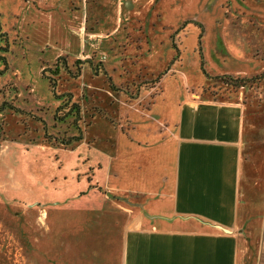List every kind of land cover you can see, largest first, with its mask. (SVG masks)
<instances>
[{
  "label": "crops",
  "instance_id": "crops-1",
  "mask_svg": "<svg viewBox=\"0 0 264 264\" xmlns=\"http://www.w3.org/2000/svg\"><path fill=\"white\" fill-rule=\"evenodd\" d=\"M27 1V12L21 14L23 17L17 15L18 21L28 23L31 15L34 22H46L52 36L61 39V47L52 46L56 47L55 54L45 56L47 59L43 56L46 64L56 61L60 55H65L63 53H80L82 56L78 57L86 59L88 55L83 56L82 46L77 53L67 49L81 43L82 31L87 28L96 37L105 35L107 44L112 40L110 46L128 34L136 37L140 31L131 30L135 25L131 23L144 26L151 8L153 16L162 8L160 19L167 26L174 27L187 20L206 24L217 19L226 21L219 7L223 0H212L208 20H196L191 9L206 0H181L180 3L159 0L155 7L156 0H148L147 4L145 0ZM163 2L166 7L160 8ZM132 6L133 16L128 15ZM231 6L239 22L258 20L264 24V0H233ZM142 11L141 20L138 17ZM25 33L30 36L27 29ZM218 37L222 42L223 38ZM218 37L212 33V46ZM72 39L77 43L70 44ZM242 49L227 42L221 52L214 50V55L222 64L229 61L223 51L229 53L234 66L209 69L207 52L200 40L198 51L189 50L191 60H174L168 73L163 75V78L167 74L174 77L175 93L166 91L163 78H154L155 84L148 93H155L157 88L160 91L148 106L128 108L143 99L137 98L128 105L124 103L128 94L119 91L123 100L121 106L131 111L122 110V115L118 116L109 110V120L113 113L116 117L112 118L118 121L108 120L112 125L109 124L107 130L120 129L117 139L122 149L121 153L117 151L122 185L117 187L107 182L111 204L118 209L107 212L106 222L99 219L100 223L92 224L97 230L120 232L119 238H106L96 248L90 246L81 256L77 253L76 262L264 264V123L259 122L262 112H258L255 102L248 97L250 92L247 94L245 90L239 89L224 98L187 90V86H192V73L197 68L206 74L204 80L236 74L241 78L264 69V58L257 57L261 46L249 42ZM159 53L160 48L156 47L154 54ZM196 54L200 55L201 64L195 62ZM184 55L182 52L181 58ZM174 58L172 56V60ZM179 65L185 66L181 70L184 74L177 71ZM107 69L104 68L106 74ZM95 82L97 87L87 89L95 93V105L102 107L98 104L101 97L94 88H104L103 91L111 95L113 90L108 89V85L99 87L100 81L93 84ZM32 85L33 97L39 104L47 108L60 104L61 99L54 93L55 98L47 101L49 90L39 95L37 87ZM111 102L116 103L113 99ZM102 109L108 112L106 107ZM103 246L105 251L97 250Z\"/></svg>",
  "mask_w": 264,
  "mask_h": 264
},
{
  "label": "rangeland",
  "instance_id": "rangeland-1",
  "mask_svg": "<svg viewBox=\"0 0 264 264\" xmlns=\"http://www.w3.org/2000/svg\"><path fill=\"white\" fill-rule=\"evenodd\" d=\"M145 1L147 4L148 0ZM174 1L180 3L181 0ZM232 1L223 0L219 3L226 16L225 22L217 19L206 24L187 20L174 27L161 22V7H166L163 2L165 4L160 5L161 10L156 16H153L152 8L148 11L144 26L131 23L135 24L131 30H139V35L134 37L128 34L113 46H110L112 40L107 44L105 35L96 37L89 28L82 31L81 43L67 50L77 53L82 46L83 56L88 55L86 60L90 61L83 63L81 72L73 77L77 73L74 60L82 58L78 57L81 54L63 53L68 56L72 73L62 68L57 90L59 93L73 92L75 101L81 103L83 138L64 145L46 139L45 135L47 129L49 134L61 138L79 134L72 123L73 117L55 121L52 114L55 108L39 104L31 90L34 84L39 95L49 90L47 101L50 97L55 98L53 89L41 71L45 64L43 56L55 54L56 47L52 46L57 44L61 47V39L52 36L46 22H34L31 15L28 23L18 21L17 15L27 12V0H0V21L9 42L0 40V55L6 57L10 66L5 70L4 60L0 59V264H74L77 253L81 256L90 246L96 248L106 238H119L118 231L92 227V224L106 222L107 212L118 209L111 204L107 182L117 187L122 185L120 158L117 157L122 151L117 139L120 129L114 127V130H107L111 124L108 123L109 110L120 116L122 110L128 113L141 104H151L160 91L157 88L156 94L154 91L148 93L155 84L152 80L163 78L174 60H191L189 55L192 51L189 50L193 48L198 51L200 40L207 52L209 62L206 67L209 69L234 66L229 53L223 51L229 61L222 64L214 55V50L221 52L227 42L239 50L253 42L261 46L260 52L257 51L259 60L264 58V24L258 20L239 22L238 14L231 6ZM157 2L159 0L155 1L154 7ZM211 3L212 0H206L191 7L196 20L209 19ZM133 13L132 6L128 15L133 16ZM143 14L142 11L138 18L142 20ZM26 29L29 37L25 33ZM212 33L217 37L220 35L222 42L218 37L212 46ZM72 42L77 43V40H70V44ZM154 47L160 48L159 55L154 54ZM182 52L185 55L181 58ZM172 56L176 58L172 60ZM199 56L195 57L197 63H200ZM175 67L173 69L177 68L179 72L185 69L182 65ZM104 68H108L107 73L113 79L116 90L110 87L109 76ZM180 73L184 74L183 71ZM192 75L193 83L187 86L188 92L223 98L239 89L245 90L247 94L250 92L251 97H248L255 102L258 112H262L259 122L264 123V69L241 78L237 74L230 76L242 79L240 81H232L224 76L204 80L206 74L198 68ZM173 78L167 74L162 80L166 91L172 94L177 85ZM93 81H100L99 87L106 88L108 85V89L113 90L111 95L106 94L104 88H94L98 92L97 96L101 97L98 104L106 107L108 112L95 105V93L87 89L97 84H93ZM119 91L128 94L124 102L128 105L137 98L143 100L128 107L130 109L123 108ZM111 99L116 103H112ZM4 101L17 105L24 112L13 110ZM112 117H116L113 113L111 120L118 121ZM44 120L48 125L46 128ZM105 248L103 246L97 250L105 251ZM76 263L81 264L80 260Z\"/></svg>",
  "mask_w": 264,
  "mask_h": 264
},
{
  "label": "trees",
  "instance_id": "trees-1",
  "mask_svg": "<svg viewBox=\"0 0 264 264\" xmlns=\"http://www.w3.org/2000/svg\"><path fill=\"white\" fill-rule=\"evenodd\" d=\"M0 16H1V12H0ZM7 32H5L3 30V27L1 25V21H0V40L5 39L7 43L8 39H7ZM175 48H177L176 44H174ZM5 50H7L5 48ZM0 59L4 60L5 63V70L9 69V63L6 59L5 56H1L0 55ZM90 61V60H86V59H81V58H77L74 60V64L77 67V73L73 75V77H77L79 72H81L82 69V64ZM62 68H64L69 74L72 73L71 67L69 66V61H68V56L67 55H60L57 60L55 61V63L53 65L51 64H44L41 74L44 78H46L51 86V88L53 89V93L54 95L58 98L61 99L62 102L61 104H59L54 111V119L55 121H65L67 120L69 117H73L72 123L75 126V128L79 131V134H72L70 136H68L67 138H61L57 135L54 134H49L48 133V129H47V133L45 135V138L50 140V141H54L57 143H61L64 145H69L71 144L73 141L75 140H80L83 138V130H82V126L80 124V121L82 120L83 116H82V106L81 103L79 101H75V96L73 92H61L59 93L57 90V86H58V82L61 79V73H62ZM232 81H240L242 79H236L233 77H229ZM158 79V78H157ZM155 81V80H154ZM109 85L113 90H116V85L114 84V82L112 81V78L109 77ZM16 91H18V88H15ZM5 104H8L13 110L16 111H23L20 107H18L15 104H11L8 103V101H4ZM26 112V111H25ZM31 114V113H30ZM45 123V128L47 125V122L44 120Z\"/></svg>",
  "mask_w": 264,
  "mask_h": 264
}]
</instances>
